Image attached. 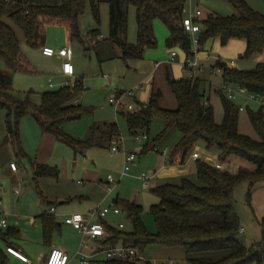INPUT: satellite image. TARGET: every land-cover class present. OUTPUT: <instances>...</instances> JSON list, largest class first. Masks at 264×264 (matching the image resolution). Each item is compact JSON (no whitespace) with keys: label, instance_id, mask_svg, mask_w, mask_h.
<instances>
[{"label":"trees","instance_id":"16d2710c","mask_svg":"<svg viewBox=\"0 0 264 264\" xmlns=\"http://www.w3.org/2000/svg\"><path fill=\"white\" fill-rule=\"evenodd\" d=\"M88 0H0V60L11 71L27 70V60L21 52L20 39L11 25L18 26L26 42L37 48L46 43L51 26L62 27L68 39L80 38L79 19ZM98 19L99 1L89 0ZM237 14L221 16L210 13L200 17L198 50L209 40L226 45L232 39L245 41L244 58H254L264 52V13L255 10L246 0H227ZM110 6V40L122 49L124 58L142 57L145 48L156 47L154 20L160 18L169 29V47L179 45L189 56L192 39L183 26L187 0H107ZM136 11L138 40L131 43L126 38L129 9ZM91 34H95L92 30ZM223 63V64H221ZM224 83H232L264 99V61L251 69L228 66L221 60ZM168 81L177 100L176 108L160 104L161 91H153L148 101H137V106L121 114L126 119L132 135L147 133L155 118L164 121V127L153 144L146 143L142 152L156 148L172 129L181 132V138L171 154V161L184 165L198 146L217 154L218 168L205 159H195L198 181L184 176L179 182L155 184L151 190L161 196L150 206L156 231L150 232L142 221L143 206L135 201L114 198V203L126 213L133 223L132 231L115 228L104 219L110 235L102 241L106 246L119 243L132 244L142 252L151 244L181 246L191 264H264L262 243L246 246L240 239L241 222L234 209L235 190L243 181L251 186L264 181V105L249 110V119L259 138L244 134L239 129L240 107L221 93L223 120L217 122L214 107L209 103L202 80L187 76ZM82 90L77 80L73 86L45 90L39 104L29 98H19L14 93L12 76L0 70V110L6 124L5 141L10 142L19 157H27L20 136V120L31 114L44 133L83 152L96 145L93 138L81 140L64 131L63 125L82 116V107L76 97ZM109 140L120 137L117 123L107 127ZM235 164V168L232 165ZM56 167L44 163L34 166V178L58 176ZM43 220L44 239L49 242L60 225L52 214L40 215ZM16 232L0 228V239L8 240ZM8 246V245H7ZM4 248L0 245V260L5 262ZM95 264H138L121 259H97ZM146 264H153L147 262Z\"/></svg>","mask_w":264,"mask_h":264},{"label":"rangeland","instance_id":"374dc122","mask_svg":"<svg viewBox=\"0 0 264 264\" xmlns=\"http://www.w3.org/2000/svg\"><path fill=\"white\" fill-rule=\"evenodd\" d=\"M246 1L255 10L264 13V0ZM98 6L99 17L97 19L94 16L91 2L87 1L85 11L79 19L80 38L68 39L62 27L51 26L48 29L46 43L50 44V47L56 50L67 47L70 50V61L75 68L74 76L61 74L59 68L62 61L59 56H45L42 48L29 45L23 31L12 22L11 25L20 39L21 52L28 62L27 70L11 71L2 60H0V70L12 76L15 95L22 99L29 98L34 104L40 103L41 94L45 90L58 89L67 82L73 86L77 80L81 83L82 90L76 97V101L82 107V116L65 123L63 128L65 132L77 139L93 138L97 144L83 152H75L71 146L56 141L53 149L48 150L51 153L46 156L47 161L42 163L56 167L59 170V179L71 183L70 186L75 192L86 195L87 201L83 202L85 207H108L117 196L142 205V221L148 231L155 232L156 224L150 212V206L158 203L161 196L153 192L151 187L168 181L179 182L182 175L173 178L159 176L149 187H144V181L140 175L143 172L148 175L156 172L159 175L165 167H187V161L184 165L171 161L172 151L181 138V132L177 128L172 129L162 140L156 143V148L142 152L143 146L146 143L153 144L162 131L163 119L155 118L147 133H139L141 136L146 135L147 138L138 139L137 135L130 133L126 119L121 114V112H126L129 109L117 108L111 99L116 98L121 93L133 91L135 96H126L124 100L136 107L137 101L146 102L153 91L160 90L162 93L161 106L176 108L177 100L168 81V76L173 78L184 76L185 72L182 70V65L188 55L179 45L168 46L169 29L162 19L156 18L154 27L157 46L145 48L142 57L124 58L121 47L109 38V3L107 0H100ZM196 9L203 11L201 18L210 13L221 16L238 13L227 0H187L186 14H191ZM92 30H95L94 35L91 34ZM126 38L131 43L138 40V24L133 6L129 9ZM219 44H215L205 57L197 56L205 65V71L200 75L202 86L206 89L207 94L210 92L209 101L214 107L217 122L223 120L221 93L225 94V91L222 89L221 73L212 74L211 67L218 64L220 57L231 67L251 69L256 66V57L244 58L241 56L245 47L241 51H233V49L227 48L225 52H221L219 49L224 45L217 46ZM172 51L177 52V60H172ZM262 55L264 56V53ZM233 101L239 107H244L239 110L240 131L258 139L259 135L249 119V110H258L262 104L251 98L250 92L244 88L235 96ZM23 119L25 118L20 120L21 143L29 156L16 159L19 165L17 177L12 173V175L9 174L0 178V187L6 193V199L3 198L11 205L13 200L17 201L19 195L24 193H28L27 195L31 196V199H38L41 194H44L40 177L34 178L33 164L38 161L35 151L37 149H34L35 137L29 127L24 128L23 122L28 121L27 123H29L31 120L34 123L35 119L31 114L27 115V119ZM111 123L118 124L120 137L109 140L107 127ZM112 146H117L120 149L113 152ZM195 150L201 151L200 147L195 148ZM124 151L134 152L137 155L136 161L130 164L131 169L126 174H123L125 167ZM203 158H206L205 160L208 162L215 161L214 158L205 157V155ZM235 164L236 162L231 169L235 168ZM190 168H192L191 171L185 175L198 181L193 169L194 165ZM109 175L113 176L115 180L107 183ZM47 180L50 181V185L45 186L46 190L47 188H49L48 190L54 189V179L48 178ZM109 186L112 188L110 191ZM16 188L20 194H16ZM23 205V207L27 206L26 204ZM234 209L241 222L242 231L240 230L238 235L239 239L246 246L260 242L264 248V181L256 182L252 186L248 181L241 182L235 190ZM105 219L115 228H119V224L123 223V230H133V223L123 210L120 214L111 212ZM58 239L63 244L77 247L71 253L72 256L79 249L80 241L77 232H62L58 234ZM143 254L153 264H170V262L173 264H191L187 261L186 252L181 246L168 247L151 244L144 249ZM100 257L106 259L105 253H102ZM137 263L144 264L143 262ZM70 264H81L80 259H72Z\"/></svg>","mask_w":264,"mask_h":264},{"label":"crops","instance_id":"0c3cea01","mask_svg":"<svg viewBox=\"0 0 264 264\" xmlns=\"http://www.w3.org/2000/svg\"><path fill=\"white\" fill-rule=\"evenodd\" d=\"M158 26H159V23H158ZM217 43H220V42L218 40H212V39L209 40L205 44L203 49L198 51L197 56L199 57L200 55L201 57H205L206 53L209 50H212L215 44ZM220 44L217 46H220ZM245 45L246 43L242 39H232L230 40L228 44H226V47L224 45V47H222L219 50L221 52H225L227 48H230V49H233V51H241L244 49ZM45 46H50V44L45 43ZM201 51L202 53H200ZM55 55L59 56V58L61 59L63 63L65 58L61 57L58 54H55ZM45 56H48V55H45ZM219 60L222 61V58L220 57ZM261 61H264V56L262 54L256 57L255 62L257 64L258 62H261ZM59 71L61 74H64L62 71V64L59 68ZM220 73L222 75V72ZM184 76L186 75L184 74ZM199 78L202 80L201 76H199ZM222 83H224L223 76H222ZM207 96L210 99V92H208ZM24 118L27 119V115L24 116ZM23 122H24V128L29 127L35 137L34 149H37L35 151H36L38 161L35 164H33V168H34V166L37 163H42V162L47 161L48 158L46 156L49 153H51V152H48V150L49 149L52 150L53 146L55 145V142L59 140H57L51 134L44 133L36 121L34 123L31 120L29 123H27L28 121L26 122L23 121ZM6 133L7 131H6L4 113L3 111L0 110V178H3L9 174L12 175V173H14V176L17 177V172L19 171V165L16 161V159H18L19 156L16 154V151L14 147L11 145V143L5 141ZM199 147L201 150L200 151L201 158H203V156L205 155V157L207 156V157L215 159L214 162H210V163L215 164L217 162L216 153L206 150L203 146H198V148ZM23 148L27 152L26 148L25 147ZM195 159L196 158H193L190 155L187 159V163H186L187 167H183V166L182 167H176V166L165 167L162 171H160L159 175H157V173L154 172L150 180V186L155 181V179H157L159 176L168 177V178L178 177L180 175H182V177L188 176L185 174L191 171L192 169L190 168L191 166L194 165L193 169L195 170ZM11 162H16L17 164L16 170L11 169V167L9 166ZM48 178L54 179V183H53V185L55 186L54 189L48 190L49 188H47L46 190L45 186L50 185V181L47 180ZM40 180L39 181L42 182V185H43L42 188L44 192V194L40 195L41 199L39 197L38 199H31V196L27 195L28 193L27 194L24 193L22 195H19V197L17 198L18 199L17 201L13 200L12 205L9 204L6 200H4V198L6 199V193H4L2 191V188L0 187V214L5 216L9 221V226L5 228L4 230H7L8 228H10L16 232V235L9 237L8 240H4L2 238L0 239V245L4 248V251H5L4 252L5 262L2 263V261L0 260V264H41L46 260L50 250L54 246H57L63 249L69 254L70 260L68 264L71 263L72 259L78 258L76 256V253H74L73 256L71 255V253L75 251L77 247L61 243L58 239V234H61L62 232H65V231L66 232H71V231L77 232L79 241L81 243V240L83 238L82 234L77 229H75L72 225L67 224L65 222V218L69 215H73L76 213H81L86 216L90 210L96 209L97 207L96 208H91L88 206L85 207L83 205L84 204L83 202L87 201L86 195L80 192H75L74 189H72V187L70 186L71 183L67 181H63L62 179H59L58 176L40 177ZM107 183H109L108 179H107ZM16 189H17L15 190L16 194H20V191L18 190V188ZM18 204L20 205L18 206ZM23 204H26L27 206L23 207L24 206ZM52 207L54 208L53 212L51 211ZM45 212L52 214L55 221L60 225V227L54 231L53 236L49 242L45 241L44 239L43 220L40 217V215ZM114 214H117V213H114ZM103 219L107 222L105 217ZM100 220L102 221V219ZM56 233L58 234L56 235ZM7 245H13L17 248H20L29 257L30 261L24 262L20 260L19 258L15 257L14 255L7 253L6 252ZM101 254L102 253H100L96 257L98 260L102 259L100 257Z\"/></svg>","mask_w":264,"mask_h":264},{"label":"built area","instance_id":"2783aa9c","mask_svg":"<svg viewBox=\"0 0 264 264\" xmlns=\"http://www.w3.org/2000/svg\"><path fill=\"white\" fill-rule=\"evenodd\" d=\"M203 11L201 9H196L191 14H185L183 17V26L187 33L191 35L192 39V54L187 56L182 65V69L185 72V75L188 78L196 79L200 76V74L205 70V65L200 62L197 57L198 48H199V40L197 37V33L200 31V23L199 18L202 16ZM42 51L45 55L53 56L55 54L64 57L65 60L62 63V71L65 75L74 76L75 68L72 62L70 61V50L67 47H62L58 50L54 49L50 46H44ZM172 60H177L178 54L176 51H172L171 53ZM213 73L222 72V69L219 66H213L211 68ZM70 82H67L65 85H68ZM52 85V83H51ZM222 89L225 91V94L228 98L234 99L235 96L242 90V87L238 85H234L232 83H223ZM126 96L134 97L135 93L133 91H127L119 94L116 98H112L111 102L116 105L117 108L125 107L127 109H133L134 105L131 103H127L124 99ZM250 97L259 101L262 105H264V99L254 94L250 93ZM244 107L240 106V110ZM138 139L147 138L146 135L136 136ZM120 148L117 146H112V151L116 152ZM125 154V167L123 170V174H126L131 169V163L136 161L137 155L134 152L128 153V151H124ZM191 156L193 158H199L200 152L195 150ZM218 168H222L221 163H216ZM10 167L13 170L17 169L16 162H11ZM140 177L144 181V186H150V180L152 175H148L143 172ZM108 182H113L115 178L111 175L108 176ZM112 188L109 186V191ZM51 211H54V208H51ZM110 212L121 213L122 209L117 206L114 202L111 203L108 207L104 208H96L90 210L87 215H83L81 213H76L73 215H69L65 218V222L67 224L72 225L75 229H77L82 234V240L80 243V247L76 252V256L80 259L81 264H95L97 263V256L100 253H105L106 259H121L128 260L133 262H143L146 264L149 262L143 252L139 250L136 246L132 244H124L119 243L117 245H109L106 246L102 243L109 235L110 232L105 226V224L100 220L106 217ZM9 226L8 219L0 214V228L5 229ZM124 224L120 223L119 228H123ZM242 231V229H241ZM6 252L14 255L24 262H29V257L20 249L13 245L6 246ZM70 260L69 254L63 249L54 246L50 250L46 260L41 264H68ZM170 264H173L170 262Z\"/></svg>","mask_w":264,"mask_h":264},{"label":"water","instance_id":"95a60500","mask_svg":"<svg viewBox=\"0 0 264 264\" xmlns=\"http://www.w3.org/2000/svg\"><path fill=\"white\" fill-rule=\"evenodd\" d=\"M221 64H223V63H221Z\"/></svg>","mask_w":264,"mask_h":264}]
</instances>
